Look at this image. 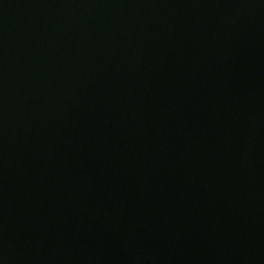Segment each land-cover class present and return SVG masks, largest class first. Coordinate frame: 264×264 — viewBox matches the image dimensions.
Listing matches in <instances>:
<instances>
[{
    "label": "water",
    "instance_id": "water-1",
    "mask_svg": "<svg viewBox=\"0 0 264 264\" xmlns=\"http://www.w3.org/2000/svg\"><path fill=\"white\" fill-rule=\"evenodd\" d=\"M0 264H264V0H0Z\"/></svg>",
    "mask_w": 264,
    "mask_h": 264
}]
</instances>
